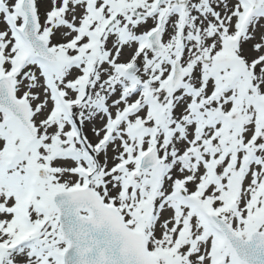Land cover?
Returning <instances> with one entry per match:
<instances>
[{"label": "snow or ice", "instance_id": "snow-or-ice-1", "mask_svg": "<svg viewBox=\"0 0 264 264\" xmlns=\"http://www.w3.org/2000/svg\"><path fill=\"white\" fill-rule=\"evenodd\" d=\"M0 264H264V0H0Z\"/></svg>", "mask_w": 264, "mask_h": 264}]
</instances>
